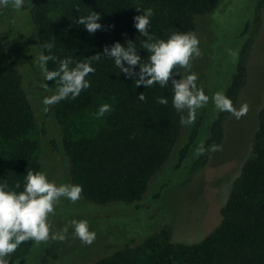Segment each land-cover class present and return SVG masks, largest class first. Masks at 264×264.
Returning a JSON list of instances; mask_svg holds the SVG:
<instances>
[{"label":"trees","instance_id":"16d2710c","mask_svg":"<svg viewBox=\"0 0 264 264\" xmlns=\"http://www.w3.org/2000/svg\"><path fill=\"white\" fill-rule=\"evenodd\" d=\"M220 1L31 0L29 11L41 51L44 43L53 42L51 54L58 60H84L102 53L106 45L126 40H132L146 58L147 53L140 48L145 38L133 25V17L140 14L137 8L153 10L149 32L163 38L172 31L194 32L196 18L213 11ZM263 4L264 0H258L256 19ZM89 10L101 14L102 28L93 34L74 23ZM247 28L248 23L243 34ZM250 47L251 41L246 39L237 50L235 69L224 91L233 104L245 82ZM58 60L48 63L50 70L58 66ZM93 66L95 73L87 77L91 86L75 99L53 106L69 175L73 184L82 186L81 195L87 201L130 204L143 197L150 179L169 158L180 135L183 113L172 107L170 86L136 87L107 57L102 56ZM174 71L180 77L184 73L179 66ZM52 83L56 88V82ZM140 93L145 100L138 99ZM160 96L168 99L167 105L157 103ZM100 98L111 103L104 123L90 135H73L71 119ZM227 114L217 110L211 117L205 148L220 144ZM204 116L205 111L199 115L189 142L180 150L179 161L187 154ZM35 131L34 111L21 74L10 63L0 39V143L6 145L0 153V182L12 188L20 183L22 188L29 170L42 171ZM210 153L199 155L195 165L203 164ZM220 212L221 221L198 242H173L169 228L164 226L136 245H125L93 262L78 264H264V103L257 114L250 155L242 163ZM33 243L29 240L21 244L11 260L23 258Z\"/></svg>","mask_w":264,"mask_h":264},{"label":"rangeland","instance_id":"374dc122","mask_svg":"<svg viewBox=\"0 0 264 264\" xmlns=\"http://www.w3.org/2000/svg\"><path fill=\"white\" fill-rule=\"evenodd\" d=\"M0 9V39L10 63L19 71L22 85L32 105L38 143V157L42 172L57 184L72 183L69 164L62 146L61 127L53 106L42 99L55 90L47 81L49 92L41 87L43 76L38 67L41 52L36 30L29 11ZM258 0H221L208 14L196 18L194 33L199 38L201 55L194 58L191 71L198 75L197 85L210 97L208 104L197 111H205L193 143L179 161L180 150L189 142L196 121L190 126L182 124L179 138L162 168L150 179L143 197L133 203L95 204L81 198L72 202L61 198L55 214L50 215L51 232L67 227L64 241H34L28 253L11 264H78L93 262L125 245H136L146 236L167 226L171 240L195 243L206 236L220 221L221 207L226 202L231 186L240 172L244 160L250 155L251 138L257 128V114L264 103V4L258 11ZM248 23L247 32L243 34ZM246 39L251 41L246 64V78L237 93L234 106L247 103L246 116L237 120L230 113L223 120L220 145L223 151L211 152L201 165H195L197 149L208 137L209 121L216 113L211 97L224 92L235 69L237 50ZM186 75V70L182 77ZM109 100L97 103L74 116L70 121L73 135H90L104 123L94 113ZM205 109V110H204ZM204 110V111H203ZM186 115V113H183ZM0 143V153L5 148ZM87 220L90 230L96 232L91 245L83 244L73 232L71 221Z\"/></svg>","mask_w":264,"mask_h":264},{"label":"clouds","instance_id":"9594fccd","mask_svg":"<svg viewBox=\"0 0 264 264\" xmlns=\"http://www.w3.org/2000/svg\"><path fill=\"white\" fill-rule=\"evenodd\" d=\"M9 7L21 11L25 8V0H0V9ZM137 10L140 14L133 17V25L145 38L140 42V48L147 53L146 58L140 55L132 40L113 42L104 46L102 53L97 52L84 60L76 61L71 57L58 60L51 54L53 42L42 45L43 50L38 55V67L43 76L41 87L47 93L50 91L47 81L56 82L55 90L42 99L45 111L48 110L47 106L65 99H75L83 90L88 89L91 85L87 77L95 73L93 64L100 62L103 56L110 58L120 73L135 82L136 87L151 88L157 84L161 88L170 86L172 107L177 113H186L180 117L181 124L190 126L195 123L197 111L205 107L210 99L203 88L198 87V75L191 71V61L201 55L199 38L194 32L182 31H172L163 38L157 37L149 32L153 10ZM100 18L99 12L89 10L86 15L78 16L74 23L82 25L89 34H93L102 28ZM57 60L58 66L50 70L48 63ZM177 66L185 69L186 75L180 77L174 71ZM138 99L145 100L143 93L138 95ZM156 100L158 104H168L166 97L160 96ZM211 100L219 112L230 113L237 120L246 116L249 110L247 103L236 108L224 92H215ZM110 111L111 106L104 103L94 115L99 118ZM219 151H223L220 144L212 143L207 148L201 144L197 154ZM82 191L79 184H57L49 180L44 172L35 170L27 172L22 188L20 183L12 188L7 182H0V264H11L12 254L26 241H64L67 238V227L51 232L49 217L55 214L61 198L76 202L81 198ZM70 223L74 235L83 244L91 245L96 239V232L90 230L87 220L73 219Z\"/></svg>","mask_w":264,"mask_h":264}]
</instances>
